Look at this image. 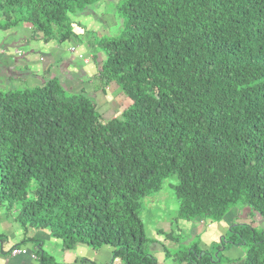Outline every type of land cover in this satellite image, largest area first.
Listing matches in <instances>:
<instances>
[{"label":"trees","instance_id":"trees-1","mask_svg":"<svg viewBox=\"0 0 264 264\" xmlns=\"http://www.w3.org/2000/svg\"><path fill=\"white\" fill-rule=\"evenodd\" d=\"M100 1L0 0L1 29L67 42L69 17ZM116 11L118 34L95 40L98 77L129 107L104 120L55 79L0 93V207L19 206L23 228L47 229L65 251L158 264L140 212L175 177L177 219L240 208L261 227L231 225L214 253L179 249V264H264V0H122ZM226 246L244 259L222 261ZM37 248L39 264H55Z\"/></svg>","mask_w":264,"mask_h":264},{"label":"crops","instance_id":"crops-1","mask_svg":"<svg viewBox=\"0 0 264 264\" xmlns=\"http://www.w3.org/2000/svg\"><path fill=\"white\" fill-rule=\"evenodd\" d=\"M102 1L84 15L69 17L73 36L66 50L61 47L62 43L44 41L28 25L1 29L0 24V93L41 88L55 79L68 92L84 93L95 104L98 94L104 99L107 95L98 87L101 85L98 72L104 56L95 46L96 39L110 37L95 18L102 16L105 6ZM92 81H98V85L94 87ZM18 214L15 208L6 212L0 207V264H39V260L32 258L37 256V246L55 264H80V260L96 264L97 256H102L83 246L65 251L59 241L49 236L47 229L23 228L17 222ZM237 216L235 220L242 219ZM25 240L29 242L22 244ZM12 249H22L24 254L11 257ZM102 253L106 259L111 256V250ZM90 256L96 258L92 260Z\"/></svg>","mask_w":264,"mask_h":264},{"label":"rangeland","instance_id":"rangeland-1","mask_svg":"<svg viewBox=\"0 0 264 264\" xmlns=\"http://www.w3.org/2000/svg\"><path fill=\"white\" fill-rule=\"evenodd\" d=\"M105 3L102 9V16L96 18V21L100 23L101 27L109 33L110 36H116L119 32V19L117 17V5L122 0H103ZM102 1V2H103ZM89 8L87 11L92 10ZM103 31H100L102 34ZM67 42H63L61 47L66 50L70 45ZM73 52L72 49H70ZM81 66V64H79ZM93 86L98 85V81H92ZM101 90L107 95L103 99L99 94L95 98L96 107L101 117L104 120H111L118 117L123 110L129 107L130 102L124 98L121 89L114 83L108 86L98 85ZM66 95H68L66 93ZM109 96L111 98H109ZM100 98V99H99ZM176 184L175 177L168 178L163 182L161 190L158 194L152 198H148L143 202L142 211L140 212V219L144 226V231L149 239V252L154 255L158 264H179L176 261V252L180 249L184 252L192 245H197L201 251L215 252V247L222 238H226L228 229L231 225L246 224L255 229H260V225L254 222V218L249 216L246 209L236 208L230 210L221 221L212 222L208 219H203L194 223L181 221L177 219L178 205L175 201L172 185ZM21 209L19 206L15 208ZM242 219L235 220V216ZM244 217V218H243ZM255 221H259L256 218ZM165 247V249H164ZM109 248H101L97 250L102 256H90L91 259L96 258V264H110L111 256L106 259V254ZM166 250L168 256L164 257V251ZM245 250L241 247H227L226 250L221 252V260L228 259L229 261H242L245 256ZM163 257V258H162ZM117 264V263H115Z\"/></svg>","mask_w":264,"mask_h":264},{"label":"built area","instance_id":"built-area-1","mask_svg":"<svg viewBox=\"0 0 264 264\" xmlns=\"http://www.w3.org/2000/svg\"><path fill=\"white\" fill-rule=\"evenodd\" d=\"M21 254H24V250H22V249H12L10 251V253H9V255L11 257H15V256H18V255H21ZM32 258L38 260V258H36V257H32Z\"/></svg>","mask_w":264,"mask_h":264}]
</instances>
